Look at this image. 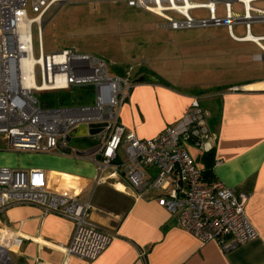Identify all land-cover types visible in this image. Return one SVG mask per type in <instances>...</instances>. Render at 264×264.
<instances>
[{
    "label": "built area",
    "instance_id": "obj_1",
    "mask_svg": "<svg viewBox=\"0 0 264 264\" xmlns=\"http://www.w3.org/2000/svg\"><path fill=\"white\" fill-rule=\"evenodd\" d=\"M79 0H0V137L16 151L67 154L68 134L79 124L106 122L103 134L91 148L73 152L91 160L96 183L123 176L129 186L149 185L160 192L157 203L170 212L177 225L200 242L215 241L228 252L257 237L245 205L247 194L235 193L219 180L204 182L201 170L187 150L201 152L214 147L216 134L208 125L209 112L193 97L188 108L158 135L141 139L118 120V108L134 85L133 66L123 75L108 73L107 62L74 47L43 50L44 16L55 6ZM162 18L173 30L225 26L234 41L252 42L264 60V34L254 35V22H264V0H108ZM220 7L223 16L217 14ZM202 11L200 15L192 12ZM204 12V13H203ZM241 24L244 34H234ZM93 86L92 103L44 107L36 92ZM155 176L147 180L145 168ZM33 204L44 213L55 212L74 224L70 243L62 248L64 263L70 257L92 262L115 239L117 232L90 216L92 204L48 190L40 168L13 169L0 166V213L14 204ZM20 238L0 225V264H12L11 254ZM140 256L144 252L140 251Z\"/></svg>",
    "mask_w": 264,
    "mask_h": 264
},
{
    "label": "crops",
    "instance_id": "obj_2",
    "mask_svg": "<svg viewBox=\"0 0 264 264\" xmlns=\"http://www.w3.org/2000/svg\"><path fill=\"white\" fill-rule=\"evenodd\" d=\"M179 55L159 49L150 55L148 66L134 69V85L118 108V120L139 138H151L175 124L197 97L209 112L208 125L216 141L211 157L206 158V152L190 144L187 150L191 156L190 148L195 150L192 158L202 173L209 169L210 180L204 182L219 180L235 193L247 194L245 211L257 237L228 252H222L213 240L202 243L180 228L175 217L157 203L160 192L149 185L134 189L123 176L113 175L96 183L95 164L71 149L67 154L0 153V166L42 169L51 192L80 200L89 198L91 218L117 232L92 262L72 256L66 264H264V86L248 87L264 83V76L214 81L210 75L203 77V70L184 65L173 69ZM180 59L191 61L193 55L182 54ZM145 171L147 180L155 176L153 166ZM0 225L20 238L11 254L12 264H65L62 248L70 243L72 220L24 203L0 213Z\"/></svg>",
    "mask_w": 264,
    "mask_h": 264
},
{
    "label": "rangeland",
    "instance_id": "obj_3",
    "mask_svg": "<svg viewBox=\"0 0 264 264\" xmlns=\"http://www.w3.org/2000/svg\"><path fill=\"white\" fill-rule=\"evenodd\" d=\"M255 5L264 7L263 2H256ZM200 13L202 11L192 12L193 15ZM217 14L223 16L220 7ZM42 25L45 52L74 47L104 59L111 75H123L128 66H133V69L140 65L146 67L151 54L165 49L167 54H180L174 61L173 69L177 65H184L203 70V77L210 75L209 79L214 81H240L264 76V61L252 56L261 52L259 47L252 42L230 39L225 26L173 30L165 25L162 18L152 13L119 6L108 0H79L57 5L44 16ZM232 30L237 36L245 32L241 24L233 25ZM250 30L254 35H263L264 22L252 23ZM212 52L214 54H210ZM187 53H191L193 59L181 60V55ZM64 91L72 96H82V99L75 97V105L92 103L95 98L93 86L61 92ZM44 94L45 91L36 92L39 99ZM68 143L71 151H82L91 148L97 141L73 137ZM190 151L194 158L195 150L190 148ZM10 152L15 151L9 149L0 137V153Z\"/></svg>",
    "mask_w": 264,
    "mask_h": 264
},
{
    "label": "trees",
    "instance_id": "obj_4",
    "mask_svg": "<svg viewBox=\"0 0 264 264\" xmlns=\"http://www.w3.org/2000/svg\"><path fill=\"white\" fill-rule=\"evenodd\" d=\"M159 80V79H158ZM161 83H165V81L160 80ZM90 87V86H88ZM75 88V87H71ZM69 88V89H71ZM68 89V90H69ZM62 90L59 91H45L44 96L40 99L41 104L44 107H55V106H62V105H73L75 101V97L78 99H82V96L80 94L75 95H70L67 91L61 92ZM91 92V90H88ZM213 154L212 149L204 154V156L211 157ZM210 171L209 169H206L202 173V178L204 180H210Z\"/></svg>",
    "mask_w": 264,
    "mask_h": 264
},
{
    "label": "water",
    "instance_id": "obj_5",
    "mask_svg": "<svg viewBox=\"0 0 264 264\" xmlns=\"http://www.w3.org/2000/svg\"><path fill=\"white\" fill-rule=\"evenodd\" d=\"M140 78V80H142ZM106 122H92L88 124H79L75 126L68 134L67 140H71L73 137H96L100 139L103 134V127Z\"/></svg>",
    "mask_w": 264,
    "mask_h": 264
},
{
    "label": "bare ground",
    "instance_id": "obj_6",
    "mask_svg": "<svg viewBox=\"0 0 264 264\" xmlns=\"http://www.w3.org/2000/svg\"><path fill=\"white\" fill-rule=\"evenodd\" d=\"M263 86H264V83H257V84L249 85L248 87L249 88H258V87H263Z\"/></svg>",
    "mask_w": 264,
    "mask_h": 264
}]
</instances>
